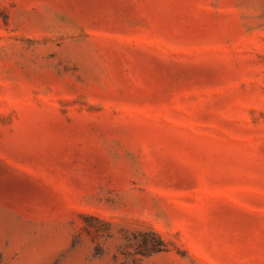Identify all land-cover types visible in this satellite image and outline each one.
Wrapping results in <instances>:
<instances>
[{"label":"rangeland","instance_id":"374dc122","mask_svg":"<svg viewBox=\"0 0 264 264\" xmlns=\"http://www.w3.org/2000/svg\"><path fill=\"white\" fill-rule=\"evenodd\" d=\"M0 264H264V0H0Z\"/></svg>","mask_w":264,"mask_h":264}]
</instances>
